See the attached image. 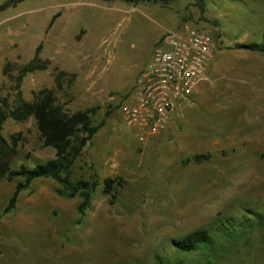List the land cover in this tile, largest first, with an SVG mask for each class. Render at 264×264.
I'll return each mask as SVG.
<instances>
[{
  "label": "rangeland",
  "instance_id": "1",
  "mask_svg": "<svg viewBox=\"0 0 264 264\" xmlns=\"http://www.w3.org/2000/svg\"><path fill=\"white\" fill-rule=\"evenodd\" d=\"M185 23L213 36L221 77L140 140L121 106L134 99L132 80L159 34ZM247 42L264 44V0H206L202 11L194 0H19L3 9L1 96L12 100L18 67L39 46L48 63L23 77L24 99L52 88L69 113L95 108V123L112 111L72 166L73 179L100 181L82 214L80 195H59L51 177L35 178L4 212L22 178L0 182V264H264V52L239 46ZM57 70L67 74L60 83ZM2 133L17 141L12 168L54 156L33 118H7ZM105 177L120 179L112 201ZM198 229L209 236L194 248L172 243Z\"/></svg>",
  "mask_w": 264,
  "mask_h": 264
},
{
  "label": "trees",
  "instance_id": "2",
  "mask_svg": "<svg viewBox=\"0 0 264 264\" xmlns=\"http://www.w3.org/2000/svg\"><path fill=\"white\" fill-rule=\"evenodd\" d=\"M17 1L19 0L4 1L0 4V12ZM123 1L133 4L146 1L169 5L175 0ZM194 1L200 11L204 10L206 0ZM239 46L252 51L264 52V44L247 42L239 44ZM38 49L39 46L36 48L34 56L18 67L15 76L16 93L12 100L9 101L7 96L0 95V182L4 179H12L15 176L22 178L15 184L8 203L4 207V212H8L14 207L20 191L26 189L35 178L51 177L61 185V187L56 188L59 195L67 197H73L76 194L80 195L81 201L77 205V211L82 214L89 206L92 193L100 181L96 175L90 178L73 179L72 166L82 153L86 143L104 125L106 117L112 111V107L107 108L103 118L95 123L92 118L95 108L78 109L69 113L56 102L55 91L52 88H41L33 92L32 99H24L19 89L23 77L37 69L46 68L48 63L47 60H42L38 57ZM54 75L55 81L60 83L67 74L64 71L57 70ZM68 75L71 78L74 77V73ZM7 118H12L18 122L33 118L43 145L52 147L54 156L43 162L36 163L33 167L19 164L17 168H12L11 162L18 151L15 136H11V140H8L2 133L3 123ZM204 156L207 157V155ZM202 157V155H197L194 159L198 162ZM119 180L116 177H105L102 180V191L108 195L110 201L114 198L115 188L120 185ZM208 236L209 233L206 229H198L187 233L181 238L173 239L172 243L184 250L192 249L198 243L207 240Z\"/></svg>",
  "mask_w": 264,
  "mask_h": 264
},
{
  "label": "built area",
  "instance_id": "3",
  "mask_svg": "<svg viewBox=\"0 0 264 264\" xmlns=\"http://www.w3.org/2000/svg\"><path fill=\"white\" fill-rule=\"evenodd\" d=\"M214 46L208 31L189 23L162 33L137 74L134 99L121 106L124 123L139 130L140 140L162 130L178 105L192 101L193 89L204 78Z\"/></svg>",
  "mask_w": 264,
  "mask_h": 264
},
{
  "label": "crops",
  "instance_id": "4",
  "mask_svg": "<svg viewBox=\"0 0 264 264\" xmlns=\"http://www.w3.org/2000/svg\"><path fill=\"white\" fill-rule=\"evenodd\" d=\"M173 29H176V28H173ZM165 30H168V29H165ZM164 30V31H165ZM163 31V32H164ZM163 32H161V34H159V36L157 37V40H156V42H155V44L154 45H156L157 44V42L159 41V39H160V37H161V35H162V33ZM154 45H153V47H154ZM152 47V48H153ZM150 55H151V52H150V54H149V58L146 60V62L144 63V64H142V68H143V66L145 65V64H147V62L149 61V59H150ZM217 58H213L210 62H209V64L206 66V68H205V71H204V78L196 85V87H194V89H193V92H192V101H196L197 99H199L200 97H201V94H202V87H203V85H204V87H206V85H208V84H212V83H214L218 78H220L221 76L220 75H218V73H214V72H212V70H213V65H215V61L214 60H216ZM141 70V69H140ZM139 70V71H140ZM139 71H137V73H139ZM137 73L135 74V77H134V79L132 80V83H133V81L135 80V78H136V76H137ZM147 137V136H146Z\"/></svg>",
  "mask_w": 264,
  "mask_h": 264
}]
</instances>
